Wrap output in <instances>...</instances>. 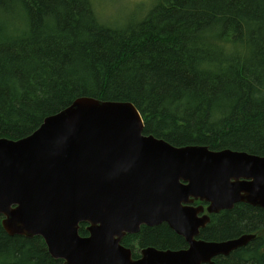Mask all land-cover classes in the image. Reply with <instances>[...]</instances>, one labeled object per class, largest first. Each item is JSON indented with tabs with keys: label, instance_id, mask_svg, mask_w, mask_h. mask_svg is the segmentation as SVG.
Listing matches in <instances>:
<instances>
[{
	"label": "trees",
	"instance_id": "trees-1",
	"mask_svg": "<svg viewBox=\"0 0 264 264\" xmlns=\"http://www.w3.org/2000/svg\"><path fill=\"white\" fill-rule=\"evenodd\" d=\"M112 26L92 0H0V138L20 140L79 98L127 102L143 135L264 157V0H152ZM196 204H199L196 203ZM0 264H63L40 237L1 226ZM87 224L79 235L87 237ZM261 234L211 264H264V210L237 204L211 215L199 239ZM122 246L183 250L166 224Z\"/></svg>",
	"mask_w": 264,
	"mask_h": 264
},
{
	"label": "water",
	"instance_id": "water-1",
	"mask_svg": "<svg viewBox=\"0 0 264 264\" xmlns=\"http://www.w3.org/2000/svg\"><path fill=\"white\" fill-rule=\"evenodd\" d=\"M143 128L130 103L79 98L29 136L0 138L6 234L40 237L63 264H211L261 235L198 238L211 215L237 204L264 210V157L174 147ZM161 224L187 248H145L133 259L123 238Z\"/></svg>",
	"mask_w": 264,
	"mask_h": 264
},
{
	"label": "rangeland",
	"instance_id": "rangeland-1",
	"mask_svg": "<svg viewBox=\"0 0 264 264\" xmlns=\"http://www.w3.org/2000/svg\"><path fill=\"white\" fill-rule=\"evenodd\" d=\"M152 0H92V7L99 18L112 26H119L126 19H139L151 7ZM105 21V22H106ZM106 22V23H107Z\"/></svg>",
	"mask_w": 264,
	"mask_h": 264
}]
</instances>
